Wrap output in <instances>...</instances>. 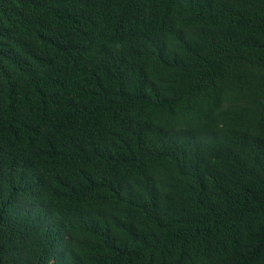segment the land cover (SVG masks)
Wrapping results in <instances>:
<instances>
[{
	"label": "trees",
	"instance_id": "16d2710c",
	"mask_svg": "<svg viewBox=\"0 0 264 264\" xmlns=\"http://www.w3.org/2000/svg\"><path fill=\"white\" fill-rule=\"evenodd\" d=\"M0 264H264V0H0Z\"/></svg>",
	"mask_w": 264,
	"mask_h": 264
}]
</instances>
